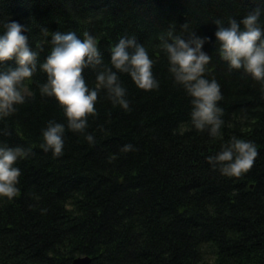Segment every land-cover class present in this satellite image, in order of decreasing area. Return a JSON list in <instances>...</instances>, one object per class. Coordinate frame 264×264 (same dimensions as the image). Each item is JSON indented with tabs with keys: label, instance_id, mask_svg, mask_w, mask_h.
I'll return each mask as SVG.
<instances>
[{
	"label": "trees",
	"instance_id": "obj_1",
	"mask_svg": "<svg viewBox=\"0 0 264 264\" xmlns=\"http://www.w3.org/2000/svg\"><path fill=\"white\" fill-rule=\"evenodd\" d=\"M256 7H264L261 0H0V21L29 25L34 46L44 28L87 30L99 37L107 62L111 45L135 34L160 80L158 89L144 91L122 74L131 111L101 93L88 128L96 143L68 131L63 154L54 156L38 145L41 129L62 112L40 93L45 74H35V94L0 122V141L36 146L18 161L20 193L0 200V264H72L80 257L87 264H264V85L228 69L215 50L213 23ZM185 22L211 37L203 49L212 56L207 75L222 86V138L191 127L189 97L157 47L161 31L171 24L179 31ZM84 75L94 83V71ZM232 134L255 141L259 155L247 173L229 178L206 157ZM129 142L135 150L121 151Z\"/></svg>",
	"mask_w": 264,
	"mask_h": 264
},
{
	"label": "clouds",
	"instance_id": "obj_2",
	"mask_svg": "<svg viewBox=\"0 0 264 264\" xmlns=\"http://www.w3.org/2000/svg\"><path fill=\"white\" fill-rule=\"evenodd\" d=\"M262 14L264 7H256L240 19L233 16L225 23L216 18L213 23L216 25L215 50L228 69L239 70L264 85ZM0 24V122L11 117L35 94L30 83L36 73H44L46 78L39 85L40 93L55 100L63 117L49 119L41 129L38 147L45 153L62 155L68 131L83 134L90 145L96 143L94 132L88 128L89 118L98 114L96 104L101 93L114 106L131 111L122 74H127L137 89L151 91L160 87V80L153 71L156 60L135 34L121 35L109 48L110 59L105 62L99 37L91 31L86 30L82 35L75 30L49 33L44 28L45 39L34 46L29 25L8 18ZM49 34L51 39H47ZM157 39V47L167 58L173 83L189 97L191 127L199 132L206 131L210 137L222 138L225 125V109L219 103L223 99L222 86L215 77L207 75L212 56L203 49L211 37L198 35L185 22L179 31L174 24L169 25ZM45 44L50 48L41 60ZM6 61L14 63L6 64ZM88 69L95 73L91 84L84 75ZM35 147L0 141V200H11L20 193L22 169L18 161L34 154ZM133 150L135 145L130 142L121 146L123 152ZM258 155L255 141L232 134L222 139L219 150L208 155L206 160L212 170L232 178L247 173Z\"/></svg>",
	"mask_w": 264,
	"mask_h": 264
},
{
	"label": "water",
	"instance_id": "obj_3",
	"mask_svg": "<svg viewBox=\"0 0 264 264\" xmlns=\"http://www.w3.org/2000/svg\"><path fill=\"white\" fill-rule=\"evenodd\" d=\"M89 262L88 257H80L73 260L72 264H87Z\"/></svg>",
	"mask_w": 264,
	"mask_h": 264
}]
</instances>
